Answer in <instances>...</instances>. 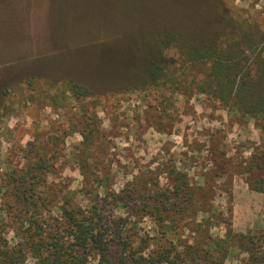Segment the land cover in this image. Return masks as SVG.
I'll use <instances>...</instances> for the list:
<instances>
[{
	"label": "rangeland",
	"instance_id": "obj_1",
	"mask_svg": "<svg viewBox=\"0 0 264 264\" xmlns=\"http://www.w3.org/2000/svg\"><path fill=\"white\" fill-rule=\"evenodd\" d=\"M210 2L0 0V218L10 225L11 243L17 223L9 208L18 203L6 177L44 157L48 167L35 186L46 220H62L68 198L90 206L99 191L114 258L124 255L131 233L135 244L146 234L169 242L180 264H248L252 250L264 255V116L242 111L236 86L226 104L203 93L212 60L180 47L179 33L192 39L205 31L196 17L214 13ZM221 2L226 39L248 36L258 46L237 79L248 67L254 75L264 0ZM185 6L198 13L182 12ZM169 30L168 79L157 82L147 71V48ZM222 41L244 48L247 40ZM69 79L93 96L76 98ZM174 168L189 175L193 189L180 198L172 191L166 205L177 202L180 212L158 222L139 209L156 188L173 189ZM133 188L139 194L127 197ZM162 223H174L173 230ZM211 241H226L228 251ZM24 264H35L34 257Z\"/></svg>",
	"mask_w": 264,
	"mask_h": 264
},
{
	"label": "trees",
	"instance_id": "obj_2",
	"mask_svg": "<svg viewBox=\"0 0 264 264\" xmlns=\"http://www.w3.org/2000/svg\"><path fill=\"white\" fill-rule=\"evenodd\" d=\"M211 2L214 13L211 16L203 14L196 17L201 23L203 21L206 23L204 32L198 29V32L192 35L194 37L192 39L179 33L178 37L184 41L180 44L181 50L191 58L203 62L212 60L210 81L206 84L203 93L214 96L226 104L229 98L233 97L232 89L236 86L234 97L238 98L237 102L242 107V111L252 116H264V42L260 48L259 59L252 63L256 66L254 74L256 78L248 67L238 80L237 71L242 60L258 46L254 43V39L248 36L234 35L235 39H226L225 28L221 27L226 21L222 2L221 0H211ZM183 8L185 11L182 12L190 10V14L198 13V10H191L188 6ZM174 36L175 33L169 30L165 37H157L156 43L147 48V52L151 54L147 71L157 82L161 78L168 79L166 68L169 63L164 60L163 52L170 47L175 39ZM222 40L230 42V45L247 41L245 47L241 48L238 44L224 45ZM221 43L222 48H218L217 45ZM67 84L76 98L93 96L88 87L73 79H69ZM46 161L48 162L44 157H40L37 162H30L26 169L14 170L6 177L5 184L11 186L13 189L11 195L18 203L17 207L9 208V212L13 213L11 216L15 218L13 221L17 224L14 225L16 238L11 243L6 235L10 225L3 217L0 218V264H24L29 256L34 257L35 264H93L91 262L94 257L98 260L96 264H180L179 255L173 250L172 244L161 243L159 239L147 234L141 236L137 244H135L137 240L132 237L134 233L127 235L123 239L124 255L119 258L112 257L113 227L106 216V207L101 202L99 191L95 192L94 201L87 207L68 198L69 206H64L62 209L63 219L60 221L56 219L57 223L50 224L43 214L45 201L42 199V193L38 192L35 186L36 179L43 176L44 170L48 167ZM173 172L175 175L173 189L162 191L156 188L153 191L154 195L148 197L153 200L146 201L139 209L146 214L151 213L150 216H156L158 222L164 220L166 213L180 212L177 202H172L170 206L166 205L167 201L172 199V191L180 198L182 194L184 197L191 195L193 189L187 173L175 168ZM259 188L263 191L262 187ZM87 192L92 193L94 190L89 189ZM128 192L127 197L139 194L135 188ZM160 202L162 206L159 205ZM160 226H164L166 232L172 231L174 223H162ZM154 244L156 246H153ZM209 244L224 253L228 251V249L224 250L226 241H211ZM251 253L248 264H264V255H259L254 250Z\"/></svg>",
	"mask_w": 264,
	"mask_h": 264
}]
</instances>
